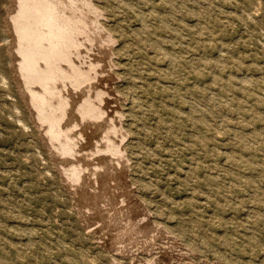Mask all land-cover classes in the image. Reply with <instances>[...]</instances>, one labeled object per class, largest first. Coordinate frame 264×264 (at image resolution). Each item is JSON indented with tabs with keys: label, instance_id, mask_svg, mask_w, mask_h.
Returning <instances> with one entry per match:
<instances>
[{
	"label": "rangeland",
	"instance_id": "1",
	"mask_svg": "<svg viewBox=\"0 0 264 264\" xmlns=\"http://www.w3.org/2000/svg\"><path fill=\"white\" fill-rule=\"evenodd\" d=\"M89 1L118 156L56 151L0 0V264H264V0Z\"/></svg>",
	"mask_w": 264,
	"mask_h": 264
},
{
	"label": "bare ground",
	"instance_id": "2",
	"mask_svg": "<svg viewBox=\"0 0 264 264\" xmlns=\"http://www.w3.org/2000/svg\"><path fill=\"white\" fill-rule=\"evenodd\" d=\"M85 7L91 11L93 9L94 15L99 13L89 0H16L11 19L17 36L16 51L20 58L18 71L27 92L31 94L30 100L37 111L38 120L43 121V125L44 122L48 123L47 137L52 143L56 141V151L62 157H77L80 143L78 135L90 144L100 131L103 132V139L99 143L106 141V147H100L95 141V146L98 144L95 154L111 153L118 156L121 146L111 138V134L118 133L119 127L117 129L114 122V127L109 124L112 127L109 128L105 119L106 91L101 84L94 82L95 79L100 81L98 73L102 66L100 62L96 63V59L86 60L88 64L85 67L76 62L79 57L87 59L89 52L87 55L84 51L86 55L83 56L81 47L88 48L86 41L92 43L94 40L88 30L87 16L90 15L87 12L89 10L83 11ZM82 37L86 40H82ZM109 40L114 39L110 37ZM96 88L99 89L96 91ZM105 123L109 126L107 130ZM99 160L100 168V164L108 162V158L104 160L100 157ZM83 164L74 162L66 168L73 183L78 182L82 173H85Z\"/></svg>",
	"mask_w": 264,
	"mask_h": 264
}]
</instances>
